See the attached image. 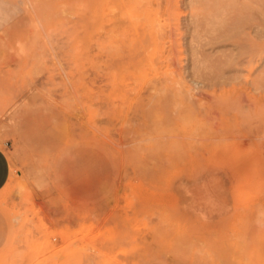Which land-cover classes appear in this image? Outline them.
Segmentation results:
<instances>
[{
    "label": "rangeland",
    "instance_id": "1",
    "mask_svg": "<svg viewBox=\"0 0 264 264\" xmlns=\"http://www.w3.org/2000/svg\"><path fill=\"white\" fill-rule=\"evenodd\" d=\"M235 1L0 0V264H264V0Z\"/></svg>",
    "mask_w": 264,
    "mask_h": 264
},
{
    "label": "crops",
    "instance_id": "2",
    "mask_svg": "<svg viewBox=\"0 0 264 264\" xmlns=\"http://www.w3.org/2000/svg\"><path fill=\"white\" fill-rule=\"evenodd\" d=\"M10 174V163L5 150L0 147V190L5 185ZM61 264H105L103 257L92 251H70L60 258Z\"/></svg>",
    "mask_w": 264,
    "mask_h": 264
},
{
    "label": "bare ground",
    "instance_id": "3",
    "mask_svg": "<svg viewBox=\"0 0 264 264\" xmlns=\"http://www.w3.org/2000/svg\"><path fill=\"white\" fill-rule=\"evenodd\" d=\"M233 1H235V0H233ZM235 2H236V1H235ZM171 4H172V3H171ZM235 4H236V3H235ZM235 4H234V5H235ZM255 4H256V3H255ZM174 5H175V3H174ZM262 5H263V4H262ZM262 5H261V6H262ZM174 8H175V6H174ZM174 8H173V9H174ZM171 11H172V10H171ZM174 11H175V13H176V10H175V9H174ZM179 14H180V13H179ZM193 14H194V13H193ZM169 15H170V14H169ZM176 15H177V14H176ZM170 16H171V15H170ZM212 16H213V15H212ZM174 18H176V16H175ZM174 18H173V19H174ZM178 19H179V18H177V20H178ZM179 20H180V19H179ZM175 21H176V20H175ZM195 22H196V21H195ZM195 22H194V23H195ZM234 22H235V21H234ZM170 23H172L171 20H170ZM173 23H174V22H173ZM175 23H176V22H175ZM175 23H174L173 25H175ZM177 24H178V22H177ZM179 24H180V22H179ZM231 24H232V23H231ZM171 25H172V24H171ZM197 25H199V24H197ZM234 25H235V24H233V26H234ZM236 25H237V24H236ZM175 26H176V25H175ZM194 26H196V25L194 24V25H193V28H194ZM217 26H218V25H217ZM237 26H238V25H237ZM178 27H179V26H178ZM234 27H235V26H234ZM135 28H136V27H135ZM173 28L177 31L175 34H179V32H180V33L182 32L181 29L179 30L177 27H173ZM211 28H212V27H211ZM214 28H215V27H214ZM236 28H237V27H236ZM178 30H179V31H178ZM136 33H137V31H136ZM199 33H200V32H199ZM132 34H133V33H132ZM132 34H131V35H132ZM134 34H135V33H134ZM181 34H182V33H181ZM202 34H203V33H202ZM214 35H215V34H214ZM219 35H220V33H219ZM127 36H128V35H127ZM132 36H133V35H132ZM223 36H224V34H223ZM135 37H136V36H135ZM178 37H180V36H178ZM190 37H191V36H190ZM129 38H130V37H128V39H129ZM136 38H137V37H136ZM180 38H181V37H180ZM218 38L220 39V37H218ZM224 38H225V37H223V39H224ZM123 39H124V38H123ZM154 39H155V38H154ZM181 39H182V38H181ZM200 39H201V38H200ZM203 39H204V38H203ZM197 40H198V39H197ZM197 40H196V41H197ZM201 40H202V39H201ZM201 40H200V41H201ZM201 42H202V41H201ZM125 43H126V42H125ZM127 43H128V42H127ZM189 43H190V42H189ZM191 43H192V42H191ZM174 44H175V46L178 47V48H180V45H182V44L180 43V41H179L178 38H176V39L174 40ZM192 44H193V43H192ZM201 44H202V43H201ZM122 45H123V44H122ZM127 45H128V44H127ZM193 45H195V44H193ZM196 45H197V44H196ZM199 45H200V44H199ZM199 45H198V46H199ZM200 46H201V45H200ZM135 48H137V47H135ZM198 48H200V47H198ZM198 48H197V49H198ZM191 49H192V47H191ZM254 50H255V49H254ZM254 50H253V51H254ZM260 50H261V49H260ZM260 50H258V51L260 52ZM261 51H262V50H261ZM251 52H252V51H251ZM254 52H255V51H254ZM259 52H257V53H259ZM195 53H196V52H195ZM257 53H256V55H257ZM261 53H262V52H261ZM196 54H198V53H196ZM199 56H200V55H199ZM251 56H252V55H251ZM254 56H255V55H254ZM248 57L251 58L250 56H248ZM229 58H230V57H229ZM225 59H226V58H225ZM249 60H250V59H249ZM251 60H252V59H251ZM195 63H196V62H195ZM152 98H153V97H152ZM156 99H157V98H156ZM160 99H161V98H160ZM162 99L164 100V98H162ZM152 101H154V100H152ZM159 102H160V101H159ZM154 103H155V102H154ZM155 106L157 107V105H155ZM158 107H159V106H158ZM160 107H161V106H160ZM160 107H159V108H160ZM263 108H264V106H263ZM154 109H155V108H154ZM152 111H153V110H152ZM154 111H155V110H154ZM154 111H153V112H154ZM263 111H264V109H263ZM156 112H157V111H156Z\"/></svg>",
    "mask_w": 264,
    "mask_h": 264
}]
</instances>
